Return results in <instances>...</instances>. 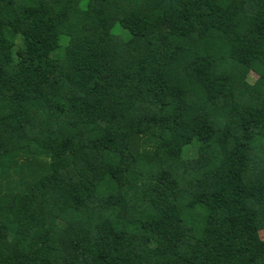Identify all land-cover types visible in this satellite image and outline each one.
Returning <instances> with one entry per match:
<instances>
[{
    "label": "trees",
    "instance_id": "trees-1",
    "mask_svg": "<svg viewBox=\"0 0 264 264\" xmlns=\"http://www.w3.org/2000/svg\"><path fill=\"white\" fill-rule=\"evenodd\" d=\"M0 264H264V0H0Z\"/></svg>",
    "mask_w": 264,
    "mask_h": 264
},
{
    "label": "rangeland",
    "instance_id": "rangeland-1",
    "mask_svg": "<svg viewBox=\"0 0 264 264\" xmlns=\"http://www.w3.org/2000/svg\"><path fill=\"white\" fill-rule=\"evenodd\" d=\"M255 78H256L255 74H253V76H250V80H251V81H254Z\"/></svg>",
    "mask_w": 264,
    "mask_h": 264
}]
</instances>
